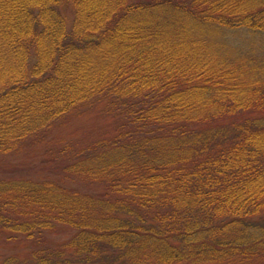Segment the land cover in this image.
Returning a JSON list of instances; mask_svg holds the SVG:
<instances>
[{
	"label": "trees",
	"instance_id": "obj_1",
	"mask_svg": "<svg viewBox=\"0 0 264 264\" xmlns=\"http://www.w3.org/2000/svg\"><path fill=\"white\" fill-rule=\"evenodd\" d=\"M40 145L0 177L27 264H264V0H0V157Z\"/></svg>",
	"mask_w": 264,
	"mask_h": 264
},
{
	"label": "rangeland",
	"instance_id": "obj_2",
	"mask_svg": "<svg viewBox=\"0 0 264 264\" xmlns=\"http://www.w3.org/2000/svg\"><path fill=\"white\" fill-rule=\"evenodd\" d=\"M111 122L110 119L103 118L100 113L92 112L74 121L58 132V136L65 140H74L82 142L88 137L96 135L97 131L95 124H102ZM52 148V147H51ZM37 146L26 155H13L0 157V177H32L39 178L42 176L53 174L54 171L47 170L46 161L50 156L49 150ZM49 149V150H48ZM51 176V175H50ZM55 176V175H54ZM73 230L61 227L55 232L46 233L45 240L48 244L55 245L60 241H64L73 235ZM11 236L12 238H8ZM16 237L14 234H0V264H27L31 259L30 253L33 245L25 243L23 237ZM38 246V245H37ZM238 258H234L233 262H224L220 264H240ZM180 264H193L190 262H182ZM203 264H217V263H203Z\"/></svg>",
	"mask_w": 264,
	"mask_h": 264
}]
</instances>
